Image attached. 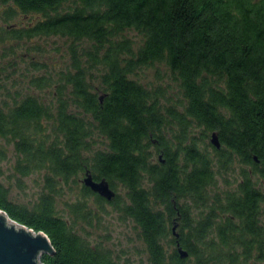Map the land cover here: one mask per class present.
<instances>
[{
	"label": "trees",
	"instance_id": "1",
	"mask_svg": "<svg viewBox=\"0 0 264 264\" xmlns=\"http://www.w3.org/2000/svg\"><path fill=\"white\" fill-rule=\"evenodd\" d=\"M0 20V159L11 146L17 174H43L30 207L0 183V209L47 235L43 264H130L88 237L106 204L147 264L264 262V0H0ZM35 37L68 42L64 68L18 51ZM159 62L181 98L133 77ZM86 171L123 196L79 184Z\"/></svg>",
	"mask_w": 264,
	"mask_h": 264
},
{
	"label": "rangeland",
	"instance_id": "2",
	"mask_svg": "<svg viewBox=\"0 0 264 264\" xmlns=\"http://www.w3.org/2000/svg\"><path fill=\"white\" fill-rule=\"evenodd\" d=\"M26 15L19 13L14 17L15 22H25ZM2 21L0 20V26ZM136 44L140 43L141 36L134 30H127L124 33ZM67 44L65 39L58 37H35L32 42L26 41L21 44L18 51L29 52L33 60L46 61L49 63L53 72L60 68H64L67 64ZM28 48V49H27ZM23 49V50H22ZM25 50V51H24ZM41 50V52H38ZM24 57H27L24 54ZM24 69L22 62H18L16 68ZM31 72H37L31 70ZM39 72V71H38ZM142 84L150 88H157L165 98L176 100L181 98V91L177 81L173 79L170 70L164 63H154L151 66L141 67L133 75ZM3 146L5 156L0 159V183L7 188L8 197L13 202L32 206L43 191V174L31 173L23 176L14 171V164L16 161V154L11 146ZM84 173H80L77 177L78 183L82 181ZM70 187V188H69ZM79 185L69 184L63 186V194L57 199V207L65 209V201L73 200L79 193ZM114 193L123 196V190L118 186ZM107 213H103L96 225L90 227L89 239L91 241H99L103 246L109 248L114 258L120 261L128 259L130 264H147L148 257L143 242L138 236V231L135 223L129 218H121L114 206L106 204ZM83 230L85 225L81 224ZM258 264H264L260 262Z\"/></svg>",
	"mask_w": 264,
	"mask_h": 264
},
{
	"label": "water",
	"instance_id": "3",
	"mask_svg": "<svg viewBox=\"0 0 264 264\" xmlns=\"http://www.w3.org/2000/svg\"><path fill=\"white\" fill-rule=\"evenodd\" d=\"M210 142L215 148H220V141L215 131L210 134ZM82 183L106 200H111L115 195L105 179L94 180L89 171L84 173ZM175 228L176 225L172 227L174 233ZM52 251L51 243L45 233L34 231L16 222L0 209V264H43L40 261L41 254ZM178 251L181 257H186V251L181 248Z\"/></svg>",
	"mask_w": 264,
	"mask_h": 264
}]
</instances>
